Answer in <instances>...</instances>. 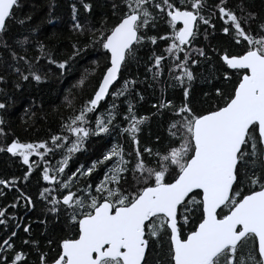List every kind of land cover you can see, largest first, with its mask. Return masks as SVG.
I'll return each instance as SVG.
<instances>
[{"label": "snow or ice", "instance_id": "1", "mask_svg": "<svg viewBox=\"0 0 264 264\" xmlns=\"http://www.w3.org/2000/svg\"><path fill=\"white\" fill-rule=\"evenodd\" d=\"M79 6L83 22L77 4L71 5L70 30L77 35L71 54L57 58L37 40L30 59L29 36L9 43L6 33L11 22L23 25L31 15L17 17L21 0H0V49L7 53L0 63L14 75L16 88L46 78L40 74V62L63 73L84 50L94 49L103 58L102 66L99 59L93 60L94 66L65 90L63 105L72 111L61 118L59 132L47 140L23 141L0 127V153L26 166L19 176H0V197L8 189L17 193L0 206V225L20 219L6 209H19L21 202L35 209L33 196L17 184L28 181L38 164L40 179L47 184L36 197L44 204L45 219L39 222L51 224V214L64 225L55 246L48 237L42 247L30 235L31 221L14 224L7 233L11 237L21 227L29 235L19 244L0 238V264H30L32 254L36 260L31 264H264V9L257 10L247 0H108L111 18L103 14L91 19L92 0H79ZM158 20L169 30L149 35ZM216 20L222 22L219 39ZM201 25L204 43L197 47ZM28 32L39 34L34 25ZM158 41L165 43L163 52L171 61V86L182 91L179 103L162 95L152 105L156 115L169 114L163 147L141 145V126L154 114L138 115L129 100L123 124L115 119L116 104L109 102L108 110L95 114L92 126L89 116L107 95L114 100L127 96L135 84L128 78L119 89H110L137 47ZM225 43L237 51H229ZM149 59L146 70L158 83L165 56ZM202 61L209 68L204 75L208 88L194 97L197 75L192 66L200 67ZM98 68L99 78L77 109L73 90L81 89L87 72ZM7 74L0 75V82ZM8 106L0 101V110ZM115 129L127 135L128 152L122 143L113 142L87 165L68 170L70 158L85 148L89 136ZM155 140L159 143L160 137ZM57 153L59 159L50 163L48 157ZM33 155L39 161L30 159Z\"/></svg>", "mask_w": 264, "mask_h": 264}, {"label": "trees", "instance_id": "2", "mask_svg": "<svg viewBox=\"0 0 264 264\" xmlns=\"http://www.w3.org/2000/svg\"><path fill=\"white\" fill-rule=\"evenodd\" d=\"M213 0H208V3H212ZM236 3L237 0H232ZM51 3V11L49 10V4ZM77 4L79 17L83 22L85 14L79 6V0H21V7L17 9V17L23 18L25 14L31 15V21H25L23 25L17 24L15 21L9 25V31L6 35L10 38L9 43L15 37L29 36L30 43L28 47V56L31 59L35 54L34 48L37 40L43 41L48 50L51 51L57 58H64L71 54V43L77 39V35L70 30V24L72 23L71 5ZM94 5L92 10L91 19H97L103 14H108L109 17L111 9L108 6V0H92ZM179 3V0H177ZM247 3L253 5L257 10L264 9V4L261 0H247ZM215 19V18H214ZM221 21L216 20L215 27L217 29L216 36L221 38L222 33H219ZM30 25L37 26L39 34H29L28 28ZM168 26L164 21L158 20L155 29H150L149 35H163L168 31ZM201 36L196 40V46L199 47L204 43L203 31L204 26H200ZM211 31V29H209ZM82 39V38H81ZM225 47L231 52L237 51V49L228 46ZM165 43L158 41L156 45L151 43H144L137 47L134 58H131L127 66L122 70L118 76V81L114 83V87L111 86V90L115 91L121 87L124 79L131 78L135 80V84L130 86L127 96H121L114 100L111 95H107L104 100L100 102L98 107L89 116V121L94 126L95 114H103L108 110L109 102L116 104L118 115L116 121L121 124L122 114L126 111L127 105L125 100H129L133 103L135 111L138 115H146L153 113L154 115L149 117V120L141 126V132L138 134L139 140L142 146H148L149 144L155 148L157 146L163 147L164 141L168 138L167 124L168 113L162 115H156L157 108H153L152 105L163 95L167 99H173L176 103L180 102L182 98L181 89L176 86L173 87L172 81L169 77L168 68L171 61L167 59V55L163 52ZM164 55L165 59L162 64V74L158 79L153 80L151 73L147 71V65L151 63L150 57L153 55ZM7 53L0 49V60H2ZM181 57L182 53H179ZM195 58V56H193ZM99 59L101 66L103 64V58L98 57L94 49L84 50L80 52L76 57L70 61V66L67 67V71L61 73L58 71L55 65L47 64L46 62L39 63L40 74L46 78L39 83L29 80L28 82H21V87H15V78L10 69H6L5 66L0 63V75L7 71V75L3 82H0V101H6L9 106L0 110V120L4 123L0 124V127L5 128L8 131L9 136L15 135L23 141L32 140H47L51 133L60 131V124L62 117L67 118L71 113V108H65L63 105L65 90L72 88L77 80L80 79L81 74L89 70L93 60ZM215 63V59L212 61ZM197 79L193 82V96L195 97L200 89L207 90L208 85L204 82V75L209 72L206 61H202L200 67L192 66ZM178 74V73H177ZM100 75V69L98 68L95 73L87 72V80L81 89H74L72 95L75 97V107L78 109L85 98L91 93L97 79ZM139 92L143 99H140L136 95ZM159 136V143L155 140V137ZM24 137V138H23ZM4 137H0V142H3ZM113 142L122 143L125 152L130 150V144L126 134H119V130L115 129L111 134H100L99 136H89L85 140V148L78 150L70 158L68 170H73L76 166L81 164L87 165L91 159L98 158L99 155L107 148L111 146ZM67 143V142H65ZM49 162L55 164L59 159V153L55 158L49 156ZM30 159L39 161V157L34 155ZM42 167L37 165V168ZM26 166H22V163L16 157H11L10 154L0 153V176L6 177L9 175H20L22 170ZM34 168L30 174V179L24 182L22 185L17 184V187H21L22 190L31 194L36 203L35 209H27L21 206L19 209H6V212H16L20 219L9 221L7 226L0 225V238H7L14 240L19 244L21 237H26L29 234L23 233V228L16 229L17 236L11 237L8 233V229L13 227L14 224L23 225L24 223H30L32 238L39 241L42 247H46L45 240L48 237H52L54 240L53 247L55 246V239L63 234L64 225L55 220L54 217L49 214L47 219L52 221L51 224H41L39 221L45 219L42 212L44 207L43 201L37 200V194L40 187H46L47 184L40 179L39 171ZM99 171V170H98ZM93 179H96L93 176ZM15 189H8L3 197H0V206H4L9 203L16 195ZM27 251V249H25ZM36 260V255L32 254L30 257V264Z\"/></svg>", "mask_w": 264, "mask_h": 264}, {"label": "water", "instance_id": "3", "mask_svg": "<svg viewBox=\"0 0 264 264\" xmlns=\"http://www.w3.org/2000/svg\"><path fill=\"white\" fill-rule=\"evenodd\" d=\"M115 83V81L113 82V84ZM110 88H111V85H110Z\"/></svg>", "mask_w": 264, "mask_h": 264}, {"label": "bare ground", "instance_id": "4", "mask_svg": "<svg viewBox=\"0 0 264 264\" xmlns=\"http://www.w3.org/2000/svg\"><path fill=\"white\" fill-rule=\"evenodd\" d=\"M24 138V137H23Z\"/></svg>", "mask_w": 264, "mask_h": 264}]
</instances>
